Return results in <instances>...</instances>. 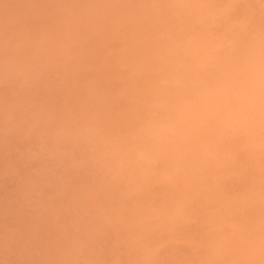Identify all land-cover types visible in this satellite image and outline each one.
I'll use <instances>...</instances> for the list:
<instances>
[{
	"label": "rangeland",
	"instance_id": "374dc122",
	"mask_svg": "<svg viewBox=\"0 0 264 264\" xmlns=\"http://www.w3.org/2000/svg\"><path fill=\"white\" fill-rule=\"evenodd\" d=\"M4 4L0 66L75 102L95 167L69 210L99 264L128 237L175 264H264V0ZM33 12L55 24L28 25ZM15 196L0 181V237Z\"/></svg>",
	"mask_w": 264,
	"mask_h": 264
},
{
	"label": "clouds",
	"instance_id": "9594fccd",
	"mask_svg": "<svg viewBox=\"0 0 264 264\" xmlns=\"http://www.w3.org/2000/svg\"><path fill=\"white\" fill-rule=\"evenodd\" d=\"M25 22L37 29L55 24L38 12ZM0 90V181L16 193L14 222L0 237V264H99L92 226L69 210L95 167L74 126V100L39 74L13 71L10 61L0 66ZM111 250L120 257L114 264H175L167 244L142 247L128 237Z\"/></svg>",
	"mask_w": 264,
	"mask_h": 264
}]
</instances>
